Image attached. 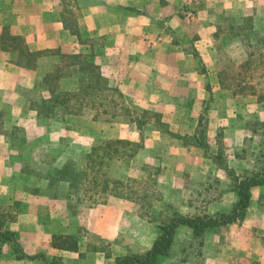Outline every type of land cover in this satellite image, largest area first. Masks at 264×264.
Masks as SVG:
<instances>
[{"label": "rangeland", "instance_id": "obj_1", "mask_svg": "<svg viewBox=\"0 0 264 264\" xmlns=\"http://www.w3.org/2000/svg\"><path fill=\"white\" fill-rule=\"evenodd\" d=\"M215 1L181 0L173 9L165 6L169 5L168 2L165 5L161 3L162 8L166 7L164 22L158 20L157 9L160 8L155 7L152 0L149 8H144L151 17L149 22L152 26L147 28L146 35L156 34L163 38L162 42L169 45L172 53L167 57L183 61L186 78L183 88L192 86L200 93H175L180 92L175 85L176 79H169L168 83L161 80L163 85L160 84L155 93H123L118 81L113 82L115 85L110 82L112 73L105 65L100 71L102 78H106L109 85L121 93L127 112L121 110V105L116 108V96L113 104L106 102L102 109L107 112L118 109L122 115L113 118L87 108L79 115L67 116L62 124L34 122L28 126L8 128L4 124L12 123L13 114L9 104L4 106L0 118V212L6 222L12 223L17 219L20 196L38 195L64 203L61 197L54 198V186H46V181L39 178L49 176L52 182L56 169L63 162L71 160L79 164L93 149L104 148L107 143L117 140L143 144L134 158L120 160L111 167L113 176L131 180V185L136 182L135 188L140 192L129 198L109 196L106 204L93 207L103 209L115 206L116 211L122 212L119 235L114 243L119 253L124 250L127 254L144 253L150 248L148 246H151L155 234L157 237L160 233L156 228L157 222H168L174 213L191 216L201 211L197 207L207 201L206 212L209 215L231 213L237 201V189L227 171L244 178L250 163L236 156L241 155L242 150L246 153L257 150L260 131L253 132V129L257 128V123L264 122V33L254 37L247 23L241 26L243 22L236 18L227 19L226 8H220L219 5L223 4ZM118 5L122 8L125 4L119 2ZM65 6L66 3L63 8ZM140 13L135 10L133 14L141 17ZM206 19L215 22L214 34L200 33L203 22L209 24ZM138 20H134V24L146 26V21L138 24ZM158 26L164 28L163 35L157 31ZM241 27L243 30H240ZM172 32L175 38L170 37ZM176 38L178 45L173 44ZM187 50H194L200 63L188 55ZM96 56L100 59L104 55L98 52ZM188 77L191 80H187ZM70 84L62 86L61 90L72 91ZM38 88L43 89V86ZM27 90L19 88L18 92L25 98L29 95ZM33 98L38 99L39 94L33 95ZM200 118L207 123V127L202 135L197 133V138L209 145L214 156L221 147L222 157L217 159L216 164L201 148L193 145L192 138ZM13 128L23 129L25 135L17 132L9 135ZM249 160L253 162V157ZM144 182H148L146 188L141 186ZM152 182L154 185L150 186ZM52 183L58 184V193L66 191L64 182ZM208 184H214L217 190L212 193L201 191ZM263 205L264 187L253 192L250 198L252 209L264 210ZM90 209L86 207L78 211L84 213L88 222L93 213ZM244 219L207 230L204 233L203 256L198 257L197 262L194 249L190 247L193 245L191 231L185 227L178 229L166 263L208 264L206 260L211 257L210 253L220 250L226 243V227L242 223ZM70 220L76 221L78 216ZM108 222L104 220V226ZM83 229L87 231L88 248L112 253L113 258L118 254L114 249L111 251L112 243ZM186 249L192 254L184 260Z\"/></svg>", "mask_w": 264, "mask_h": 264}, {"label": "crops", "instance_id": "obj_2", "mask_svg": "<svg viewBox=\"0 0 264 264\" xmlns=\"http://www.w3.org/2000/svg\"><path fill=\"white\" fill-rule=\"evenodd\" d=\"M152 1L155 7L160 8L157 9L158 20L164 22L165 8L173 9L181 0ZM216 1L223 4L219 5L220 8H226L227 19H249L254 25V37L264 33V0ZM119 2L125 5L120 8ZM150 2L151 0H0V37L5 31L10 37L21 38L26 51L44 53L36 59L34 69H26L12 62L17 57V52L6 53L0 50V118L7 104L13 114L12 123L5 122L4 126L12 128L14 125L28 126L34 123L32 114L24 111L25 98L19 94L18 89L33 88L35 81L51 72L63 55L81 50L91 49L95 55V63L102 70L107 65L105 68L112 73L110 82L113 84L118 81L123 93H155V90L160 89L161 80L162 83H168L169 79H176L175 85L180 88V92L175 93H200L192 86L183 88L186 81L183 61L181 58L167 57L172 53L169 45L162 42L163 38L156 34L146 35L147 28L152 27L149 22L151 17L145 10L146 7L149 8ZM166 2L169 5H165ZM161 3L166 7L162 8ZM135 10L141 11L142 16L135 17ZM68 15H77L73 19L77 22L79 39L71 35L63 25L62 20ZM134 20H138V24L146 21V26L136 25ZM203 23L200 33L214 34L215 22L209 20V24L205 21ZM156 29L163 35L164 28L158 26ZM169 35L175 38L173 32ZM176 41L177 43L173 42L174 45L179 44L177 38ZM4 43L0 41V48ZM98 52L104 55L100 59L96 56ZM187 54L193 57L188 50ZM187 80H191L190 77ZM261 188L263 187L252 188V194ZM19 201L18 217L12 223L6 222L5 229L14 233L22 252L34 258L17 259L12 248L6 244L2 248L0 264H48L52 261L62 264H117V258L127 254L126 250L119 253L114 246L122 215V212L115 210V206L90 209L93 213L88 222L84 213L70 216L65 203L47 197L24 195L19 197ZM3 202L4 200L1 203ZM77 216L78 220H70ZM104 220H109L105 226ZM83 228L89 230L92 236L112 243L111 251L114 249L118 254L113 258L112 253L106 254L101 249L88 248L85 238L87 231ZM183 228L179 227L177 230ZM226 232L225 245L210 253L211 257L206 260L208 264H264V210L250 207L244 221L228 225ZM54 235L75 237L78 251L53 247ZM155 239L156 234L152 240ZM165 259L166 257L161 258L160 264H167Z\"/></svg>", "mask_w": 264, "mask_h": 264}, {"label": "trees", "instance_id": "obj_3", "mask_svg": "<svg viewBox=\"0 0 264 264\" xmlns=\"http://www.w3.org/2000/svg\"><path fill=\"white\" fill-rule=\"evenodd\" d=\"M62 22L71 35L79 39L80 34L77 22L74 21L73 17L66 16ZM241 23V26L247 23L248 30L250 33L252 32L251 20L244 19V21L241 20ZM240 30H243V27ZM4 32L1 34L0 41L5 43L0 50L6 53L17 52V57L12 62L26 69H34L36 59L44 53L26 51L21 38L10 37ZM175 43H177L176 40ZM189 52L200 63L197 53L194 50ZM94 56V52L91 49L63 55L60 62L54 66L51 72L41 76L34 83L33 88L27 90L29 95L25 97L26 106L24 111L32 114L35 123L42 124L41 122H43L47 125L62 124L67 116L79 115L87 108L96 110L100 114H109L114 118L122 115L118 109L107 112L102 108L106 102L110 105L113 104L115 96L118 100L116 108L121 105V110L124 111L125 109L127 112L121 93L116 87L109 85L106 78H102L101 68L95 63ZM67 84H70L72 91L61 90L62 86ZM39 85H42L43 89H39ZM37 93L39 98H33V95L35 96ZM202 118L199 120L196 134L192 138L193 145L201 148L204 154L212 160V163L216 164L217 159L219 160L222 157L221 147H218V153L214 156L209 150V145L202 143L201 138H197V133L202 135L207 127V123ZM256 125L257 128L253 127V132L258 133L260 131L258 133L257 150L250 153L242 150L241 155L236 156V158L250 163L249 169L245 171L244 178H238L232 171H227L237 189V201L231 209V213L218 214L217 216L209 215L206 212L208 201L197 207L201 208V211L191 216L174 213L168 222L156 223V228L160 233L148 250L140 254H126L118 257L117 264H160V259L168 255L175 232L179 227H185L191 231L193 245L190 247L194 249L192 251L195 253L194 258L196 260L198 257L203 256L204 233L207 230L244 219L250 207L251 189L259 186L264 187V122ZM16 132L25 135L24 130L20 128H13L9 135H14ZM141 148H143V144L138 145L130 141L117 140L107 143L104 148L93 149L90 154L82 158L79 164L71 160H65L66 162H63L56 169L54 180L52 179V182H64L65 192L58 193V184H53L49 176H43L39 179L45 180L48 187L54 186V198L61 197L65 203L67 213L70 216H75L83 208H93L97 205L106 204L105 200L109 196L120 198H126L127 196L129 198L130 195L140 192L139 189L135 188L136 182L131 185V180H122L113 176L111 167L120 160L125 161L134 158ZM249 157H253V162L249 160ZM210 184L202 187L201 191L204 193L216 191L217 189L213 187L214 184ZM152 185H154L153 182L150 186ZM141 186L146 188L148 182L142 183ZM200 194L201 192L198 195ZM5 225L6 218L0 212V258L2 256V248L6 244L12 248L13 255L17 259L34 258L28 257L22 252L14 233L6 230ZM52 246L71 252L78 251L77 239L73 236L54 235L52 237ZM191 254L192 252L186 249L184 260L190 258ZM48 264L62 263L52 261Z\"/></svg>", "mask_w": 264, "mask_h": 264}]
</instances>
